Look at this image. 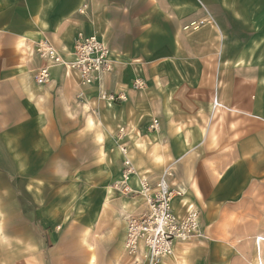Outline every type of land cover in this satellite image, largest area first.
Returning <instances> with one entry per match:
<instances>
[{
	"label": "crops",
	"instance_id": "0c3cea01",
	"mask_svg": "<svg viewBox=\"0 0 264 264\" xmlns=\"http://www.w3.org/2000/svg\"><path fill=\"white\" fill-rule=\"evenodd\" d=\"M81 32L109 45L114 71L86 97L61 68L38 85L32 45L48 40L68 58ZM103 92L127 97L109 108V128ZM25 124L41 128L36 148L15 143L13 169L2 149L0 173L74 175L59 197L48 179L32 176L24 198L0 180V264H132L126 220L145 204L115 189L121 128L141 175L174 170L186 193L174 211L188 202L200 212L203 237L162 264H244L239 238L256 247L264 236V0H0V137Z\"/></svg>",
	"mask_w": 264,
	"mask_h": 264
},
{
	"label": "built area",
	"instance_id": "2783aa9c",
	"mask_svg": "<svg viewBox=\"0 0 264 264\" xmlns=\"http://www.w3.org/2000/svg\"><path fill=\"white\" fill-rule=\"evenodd\" d=\"M201 24L203 22L194 23L192 26L196 28ZM30 51V57L41 61V65L34 72V80L41 86L50 82L53 69L61 68L76 78L81 87H92L110 75L117 63L111 48L100 36L83 32L78 34L68 58L48 40L34 43ZM145 86L141 78L133 83L134 90H144ZM83 95L81 92L80 96ZM103 95L114 103L127 100L123 94ZM214 103L217 105L218 99L215 98ZM150 129L159 131V120L153 119ZM126 136L125 129L121 128L118 141L124 161L121 179L115 183V189L127 198H142L145 209L141 214L128 216L124 249L132 264H162L164 259L175 255L179 243L203 237L200 212L188 202H183L186 209L184 215L174 211V200L183 199L186 195L183 189H175L171 184L174 170L171 167L166 168L156 181L141 175L130 157ZM134 178L138 180V189L131 185Z\"/></svg>",
	"mask_w": 264,
	"mask_h": 264
},
{
	"label": "rangeland",
	"instance_id": "374dc122",
	"mask_svg": "<svg viewBox=\"0 0 264 264\" xmlns=\"http://www.w3.org/2000/svg\"><path fill=\"white\" fill-rule=\"evenodd\" d=\"M96 85H99V84H95L94 86H96ZM94 86L87 87V88L91 89ZM81 88L84 91L83 96H85L87 90L85 87H81ZM103 93L105 94L106 92H103ZM103 93L100 94V99L107 104V108H108L104 112V116L107 117L106 125L104 127L109 128L111 126L109 124V121H110L109 108H111L113 106L114 102L110 101L108 97L104 98ZM107 96H109V94H107ZM83 99L84 98H81L80 100H83ZM84 112H87L86 113L87 115L91 114L93 116V110L91 107H89V109L87 108L86 110H84ZM84 112L82 111V113H84ZM14 127H15V129H14ZM40 129L41 128L38 125L35 126L34 124H31V125L25 124L22 126H8L6 128V131H5L6 139L3 140V138H1L3 136L0 137V152L3 153L2 149H6L5 156H4V158H5L4 164H5V167L7 169H13L15 166V163H13L11 157L8 156L9 151L14 150V144L18 143V145H21L23 149L26 148V150L36 148L34 146H36V143L38 141H36L34 139H36L38 136L40 137ZM13 133L16 134V136H17V139H18L17 142H14L12 139H11L12 141L8 140V137L12 138L11 134H13ZM53 165H57L55 159H54ZM23 168H27V167L23 166ZM54 168L57 169L59 167L54 166ZM71 175H74V174H69V173H65V172H42V173H38V174H31L28 172H22V173L21 172H10V173H6V174L0 173V180L4 181L6 186L10 187V188L12 186H14L13 183L15 182L16 186H17L16 192L18 193V195L20 194V195H22V198H24L27 196V194L25 193V186L27 187V190H29L28 187L30 186V181L32 180L31 179L32 176H35V177L42 179V180L48 179L50 182L49 184H51V186H49V187L52 188L54 196L59 197V196L64 195V192H65L64 186L67 183V181H69ZM10 188L6 189V191H13L12 188L11 189ZM25 207L28 208L29 206L26 205ZM235 244H236V242H235ZM236 246L238 249V251L236 252V255L240 258L239 260L242 261V263H244V264H255L256 263L257 250H256V247L254 246V240H252L251 238L242 237L241 239L239 238ZM231 255L233 256L234 254L231 253ZM263 264H264V255H263Z\"/></svg>",
	"mask_w": 264,
	"mask_h": 264
},
{
	"label": "bare ground",
	"instance_id": "6f19581e",
	"mask_svg": "<svg viewBox=\"0 0 264 264\" xmlns=\"http://www.w3.org/2000/svg\"><path fill=\"white\" fill-rule=\"evenodd\" d=\"M264 245V236H260L256 238V247H257V259L256 264H263V249Z\"/></svg>",
	"mask_w": 264,
	"mask_h": 264
}]
</instances>
